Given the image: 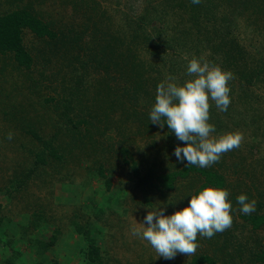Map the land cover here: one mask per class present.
I'll return each mask as SVG.
<instances>
[{"label": "rangeland", "instance_id": "374dc122", "mask_svg": "<svg viewBox=\"0 0 264 264\" xmlns=\"http://www.w3.org/2000/svg\"><path fill=\"white\" fill-rule=\"evenodd\" d=\"M165 1L0 0V14L31 8L60 38L73 43V47L71 43L59 50L53 42L48 46L47 40L24 30V45L34 57L30 71L18 67L11 54L0 53V236L2 242H11L17 264H86L82 248L86 250L88 242L77 231V223L90 230L100 249L101 260L96 264H192V257L205 250L220 258L224 242L235 250L236 264H259L252 255L264 250V225L255 230L241 218L237 197L245 194L249 201L255 199L253 213L264 214V121L249 123V118L264 114L241 115L247 108L246 99L239 98L234 87L238 82L234 85L233 79L228 82L227 110L221 111L210 100L217 119L208 122L216 129L213 136L240 132L243 139L238 148L206 167L224 173L227 179L233 217L230 231L211 238L198 234L196 252L189 256L177 253L174 259L158 256L147 240L132 234V227H139L149 210L163 207L164 214L171 215L186 207L202 178L191 174L165 193L138 186L122 159L121 148L130 152L144 174L153 167L172 171L186 166V160L180 162L174 155L175 148L185 146V142L166 128L154 129L147 114L150 99L135 104L123 96L127 78L119 69L113 68L112 79L103 69L93 71L94 65L87 59L90 49L110 46L116 51L121 45L119 51L129 53V73L125 75L133 80L144 74L150 95L156 93L149 82L151 76L157 85L174 77L171 82L182 86L191 79L187 74L191 59L215 65L205 44L203 49L193 48L181 39L174 21L187 30L189 24L180 20L177 12L169 10L163 18L155 13L154 9H163L160 5L166 7L169 1ZM248 23L247 17L239 18L238 33L244 46L259 58L264 55V26L260 23L255 28ZM156 34L165 39L169 63L166 68L151 70L156 55L147 50V37ZM177 34L179 40L174 41ZM76 36L77 43L71 40ZM132 56L143 63L136 74L132 72ZM46 57L50 58L47 63ZM85 62L89 63L87 71L81 66ZM216 66L224 71L221 65ZM39 70L46 71L38 74ZM34 80L40 84L33 85ZM250 88L254 99L264 104V85ZM69 119L73 122H67ZM80 120L86 123L75 129L73 124ZM27 126L40 135L43 144L22 128ZM9 132L13 133L11 140ZM73 133L82 134L84 142L76 145L78 139L71 141ZM46 142L61 148L62 159L44 148ZM40 151L45 163L35 158ZM100 167L104 177L99 174ZM106 180L111 182L108 187ZM38 211L46 218L37 222L34 215ZM55 229L58 237L48 249L30 246L29 238L48 241ZM9 253L0 245V264H5ZM241 255L243 259H238Z\"/></svg>", "mask_w": 264, "mask_h": 264}, {"label": "trees", "instance_id": "16d2710c", "mask_svg": "<svg viewBox=\"0 0 264 264\" xmlns=\"http://www.w3.org/2000/svg\"><path fill=\"white\" fill-rule=\"evenodd\" d=\"M167 1H169V3L166 7L160 5L163 9H154L155 13H158L163 18L169 14V10L177 12V17L189 24V29L187 30L186 27H181V25L178 27L179 21H174V28L177 32H180L181 39H184L185 44L188 43L193 48L200 47V49H203L201 47L202 43L205 44L209 48L210 61L215 65H221L224 71L227 69L228 72L233 74L234 77L232 82L234 85H236V80L238 82L237 85L234 86L237 87L235 90L236 93H238L239 98L246 99L245 103L247 108L241 112V115L245 114L246 116L247 114H259V112L264 114V107H261L262 105L264 106V104L258 99H254L253 94L249 93L251 90L250 87L264 85V55L257 58L256 55L251 54L252 52L244 46L241 36L238 33V19L243 16L245 18L247 17L249 22L248 24L250 26L252 25L257 28L260 23L264 26V0H201L199 4L192 3V0H166L165 2ZM26 29L32 32L37 38L47 40L48 46L51 42H53L56 45L55 47L58 46L59 50L61 48L64 49V47L67 49L68 44L72 43L69 42V39L66 40L64 36L60 38V36L37 14H35L31 8L24 7L0 14V53L11 54L18 67H23L29 71L34 67V57L24 45L23 33ZM71 40L77 43L79 39L78 36H76ZM176 40H179V34L174 36V41ZM164 41L165 39L163 40L161 34L147 37V50L149 53L151 52L156 55L155 66L150 64L151 70L158 68L162 69L168 66L169 61L166 60L168 56H165L167 55L168 50ZM95 45L98 46V44ZM120 47L116 48V51H114L115 48L109 49L110 46H99L95 49H90L87 61H91L90 64L94 65L92 68L93 71L103 69L109 78H112V71H114L113 68L119 69L121 71V75L125 77V79L127 78V85H125L123 96H126L135 104H139L142 101L150 99V107L148 108L149 112L147 113L150 114V111L155 103L156 93L152 92L150 95L146 86L147 77L145 78L144 74H142V78L141 74H137V77L133 80L130 75L129 77L125 75L126 73H129L126 65V62L129 59V53L125 49L119 51ZM106 53H110V55L106 57ZM49 61L50 58L46 57V63ZM81 66L82 68H85V71H87L86 69L88 68L89 63L85 62L81 64ZM250 66L252 67L250 68ZM142 67L143 63L141 61H136L133 57L132 72L136 74V72ZM92 70L89 68L88 71ZM45 71L46 70H39L38 74L45 73ZM114 75L117 76V74ZM149 82L150 85L154 86L153 91L157 90V79L151 76ZM34 83L38 84L39 81L34 80L32 84L35 85ZM209 114L211 119H213V117L214 119H217L215 106L212 104H210ZM249 119V123H263L264 115L251 117ZM67 122L71 123L73 121L69 119ZM163 122L164 121L162 120V123ZM79 123L86 122L84 120L75 122L73 124L75 129ZM153 126L154 129L161 128L159 125L155 126L154 124ZM29 127L30 126L22 128L27 131ZM163 128H166L167 132H171L166 123ZM28 133L35 140L42 142V144L44 143L40 135L32 129H29ZM75 133L70 136L71 141L78 139L75 144H82L85 140L84 136L82 134H78V136H76ZM44 148H48L52 156L62 159L63 156L59 155L61 148L54 147V145L50 142H46ZM42 153L43 151H40L35 154V158L39 163H45ZM120 153L124 163L129 166L133 176L137 179L138 186L141 188L150 189L151 191L157 190L162 193L171 192L174 190L175 184L178 180L188 178L191 174H197L202 178V184L196 193L204 187L220 189H226L227 187V179L224 173L210 168H201L196 165H186L181 169L172 171H159L153 167L149 168L144 174H142L137 162L127 149L121 148ZM99 174L103 177L105 176L103 167L99 168ZM110 184L111 182L106 180L107 187L110 186ZM34 216L37 222L38 219L44 220L45 217L44 214L39 211ZM240 216L245 222L252 226V229L256 230L264 225V214L251 213L247 215L242 214ZM76 227L77 231L79 233H83L84 238L88 242V248L86 250L82 248V254L85 256V263L96 264L101 260V254L99 247L95 245L94 239L90 237V230L78 223L76 224ZM27 229L28 227L26 226V233ZM228 231H230V228H228ZM58 234V230L55 229L54 234L48 239V241H40L36 239L35 236L31 240L29 238L30 246L32 245L37 249L40 247H46L48 249L55 243ZM219 234L220 233H216L215 236H219ZM199 242L200 240L197 237L196 243L198 245ZM0 245H2L3 248H8L10 251L4 260L5 264H17L14 260L15 252L12 249L11 242H2V238L0 236ZM219 250L221 251L220 258L216 254L209 255L205 250L203 254L196 253L195 256L192 257L191 263H237L238 260L235 256V250H233L227 242H224L223 246L220 247ZM252 256H254V260L259 264H264V250L256 252ZM238 259H243V256L241 255ZM53 264L57 263L54 262Z\"/></svg>", "mask_w": 264, "mask_h": 264}, {"label": "clouds", "instance_id": "9594fccd", "mask_svg": "<svg viewBox=\"0 0 264 264\" xmlns=\"http://www.w3.org/2000/svg\"><path fill=\"white\" fill-rule=\"evenodd\" d=\"M201 0H192L199 4ZM187 74L191 79L182 86L167 77L157 86L155 103L149 119L161 128L166 123L185 146H177L174 155L180 162L201 168L217 163L222 154L238 148L243 135L229 132L213 136L216 131L210 119V100L217 108L226 111L230 104L228 82L233 79L231 72L197 58L189 61ZM162 120L164 121L162 123ZM13 133H8V139ZM226 189L204 187L191 195L188 205L171 215L164 214V208L149 210L140 226L132 227L134 236H141L156 250L158 256L174 259L177 253L192 255L196 252L198 234L211 238L231 227L232 205ZM240 211L251 214L256 210V200H248L245 194L237 197Z\"/></svg>", "mask_w": 264, "mask_h": 264}]
</instances>
